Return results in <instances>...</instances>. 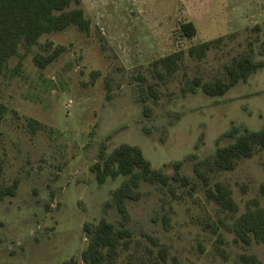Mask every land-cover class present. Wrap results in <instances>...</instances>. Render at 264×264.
I'll use <instances>...</instances> for the list:
<instances>
[{"label": "rangeland", "instance_id": "1", "mask_svg": "<svg viewBox=\"0 0 264 264\" xmlns=\"http://www.w3.org/2000/svg\"><path fill=\"white\" fill-rule=\"evenodd\" d=\"M73 8L85 11L91 34L71 27L28 53L21 46L9 69L21 62L22 75L1 77L0 185L19 186L0 201V264H83L86 225L105 218L120 229L113 194L124 178L100 185L91 167L122 144L168 175L181 162L191 185H142V198L128 202L132 237L118 264H241L243 253L264 264V245L246 246L233 232L236 219L264 206V151L232 172L213 164L217 148L235 141L226 133L264 129V67L222 97L183 95L194 78L225 79L243 55L264 63V0H79ZM187 23L193 38L181 32ZM205 42L213 45L204 59L189 56ZM59 46L55 63L35 65L36 54ZM176 53L177 68L158 74L154 63ZM203 176L230 190L237 212L207 198Z\"/></svg>", "mask_w": 264, "mask_h": 264}, {"label": "trees", "instance_id": "2", "mask_svg": "<svg viewBox=\"0 0 264 264\" xmlns=\"http://www.w3.org/2000/svg\"><path fill=\"white\" fill-rule=\"evenodd\" d=\"M79 0H0V84L3 75L11 79L22 75V64L9 69V62L19 55L23 46L28 53L37 46L40 39L49 34L64 32L71 27L85 34H91L92 23L81 8H73V4ZM181 32L187 38H193L197 34L193 23L183 24ZM211 42H205L191 47L188 54L192 58L202 60L212 48ZM53 47L52 43L48 44ZM64 48L59 46L47 55L36 54L33 61L40 69H46L55 63ZM182 53H176L154 63L155 71L159 74V68L165 67L169 74L177 68ZM264 67L263 62H256L250 54L234 59L225 67L226 78H216L204 81L194 78L183 90V95L197 94L202 91L209 97H222L236 87L240 82H246L255 72ZM144 92L142 91V94ZM142 103L147 102L142 98ZM147 110L148 108L145 107ZM7 109L0 103V122L5 118ZM1 135V130H0ZM225 137L235 138V141L217 148L213 158V164L218 171L232 172L239 161L253 158L257 153L264 151V129L250 131L245 129L240 133L239 128H234L225 134ZM183 164L176 162L173 175H168L163 170L152 168L143 151L129 144H122L107 154L102 150L99 162L95 163L91 170L95 173L98 184L103 185L108 180L124 178L120 186L113 194V203L121 217V227L117 229L114 224L105 218L96 226H85L88 234V244L81 253L83 264H118L123 246H127L132 237L127 227L130 221L128 202H137L142 198L141 187L143 184L160 185L169 187L171 183L182 186L191 185V180L181 173ZM0 162V179H1ZM206 182V195L210 201L219 205L223 210L235 213L238 205L230 190L222 183L210 186L208 178L203 176ZM19 181L15 180L10 186L0 185V201L6 197L15 196ZM260 191L264 197V184ZM233 232L236 240L246 246L253 243L264 245V206L257 207L241 215L233 224ZM165 252V251H164ZM164 259V258H163ZM241 264H263L260 258L254 254L243 253L239 256ZM65 264H81L72 259Z\"/></svg>", "mask_w": 264, "mask_h": 264}]
</instances>
